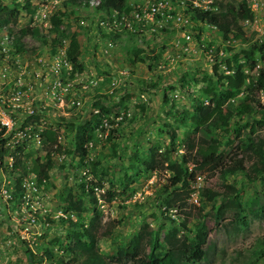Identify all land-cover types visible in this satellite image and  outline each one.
I'll return each mask as SVG.
<instances>
[{
	"label": "rangeland",
	"instance_id": "374dc122",
	"mask_svg": "<svg viewBox=\"0 0 264 264\" xmlns=\"http://www.w3.org/2000/svg\"><path fill=\"white\" fill-rule=\"evenodd\" d=\"M67 1L47 0V3H44L49 5L48 8L51 7L47 11L50 23L52 17H59V13L69 14L62 19L60 26V31L64 32L66 37L56 44L53 41L58 38V34L52 24V28L45 29L43 26L41 28L40 24L33 25L35 21L31 20L30 14L37 13L39 0L34 1L35 7L30 14L21 12L15 22L8 16L9 14H4L8 23H0L13 34L15 48L23 52L21 62L29 63L28 74H32V69L40 65L38 59H47L51 62L61 49L65 46L68 49L69 37L72 34H77L81 49L80 62L83 66L81 71L73 67L69 76L65 74L61 76L62 87L65 88L67 84L68 87L57 91L55 99L48 98L45 89L41 88L37 95L33 94L36 96L37 106L42 99V105L46 108L34 117L33 123L34 126L37 123L43 133L48 131L44 143L42 141L41 145H36L33 140L16 137L18 143L11 144L13 148H5V152L13 153L21 149L23 152L21 159L27 161L25 163L27 175L22 177L21 169L11 170L7 159L0 164V185L9 181V188L14 195L10 204L0 205V264H32L28 261L27 252L34 255V264H49L43 251L52 246L50 243L53 239L64 237L66 234V224L63 226L61 219L70 218L76 221L77 218L75 210L64 211L67 203L63 200L68 194L77 195L81 183H86V186L90 187V181L101 180V185L93 188L99 211L94 233L100 253L104 255L117 252L119 250L117 246L138 233L145 223L150 229H157L164 225L166 227L172 225L168 220L172 218L176 224L186 221L191 226L200 214L207 211L206 208L201 211L205 190L225 195L232 194L238 189L241 190L243 201L249 206L252 201L260 204L264 198V190L259 182L243 185L246 179L240 175L222 181L211 169L210 164L201 162L202 159H199L200 165L197 167L194 180L187 186H179L180 189L176 191L173 189L165 191V187L170 184L169 179L173 175V170L169 169L168 165L174 164L179 170L182 163L180 156L195 150L202 139L201 130L186 136L185 128L179 127L174 117L179 118L181 113L189 116L193 108L189 96L191 93L193 98L199 96L204 78L216 76L215 74H229L227 63L230 62L233 66L231 61L234 60L235 54L264 43V0H183L188 7H192L195 2L198 10L210 9L215 12L226 9L228 4L237 6L245 1L253 14L251 21L238 23L240 32L231 26L230 33L224 39L217 27L191 19V13L188 12L190 25L188 30L193 36V42L190 51L186 53L176 46L177 41L181 39V31H171L170 28L175 25L171 22L173 20L166 22L163 19H156L142 30L137 28L135 31L128 30L135 34L131 42L129 35L124 33L120 39L113 40L105 38L102 34L110 32L106 28L111 30L115 27L109 20H112L111 17L117 12H112L110 18L109 15L103 16L106 22L110 23L109 26L103 27L105 22L95 8L89 4L85 6V2L76 3L73 7L65 6ZM1 2L3 7H13L12 0ZM179 11L182 12V9ZM23 27L37 29L39 37L24 36L17 42L16 33ZM198 28L201 30L199 38ZM235 34L238 37L235 38ZM42 38L46 43H43ZM109 43L112 47L108 46ZM132 46L143 50L145 54L142 55L143 62L136 61L134 64L130 62L128 52ZM11 52L15 51L11 50L10 55ZM263 65L257 63L251 74L257 76L259 67ZM245 72L248 73V70ZM1 77L0 75V82ZM28 77L32 78L30 75ZM170 87L173 89H169ZM245 93L247 92L244 91L243 94ZM163 94L167 97L166 103ZM248 94L255 100V103L251 104L253 115L246 116L241 121L237 118L232 119L231 128L251 123L255 119L259 120L264 113V90L258 92L252 89ZM5 95L0 92L1 97ZM95 103H99L107 114L95 129L92 140L84 145L86 154L82 156L74 148L76 139L73 127L74 124H83L92 114L99 111ZM233 105L236 107V101ZM171 109L177 111V114L170 115ZM7 115L14 123L17 122L15 114L7 112ZM27 126L26 123L22 127ZM112 130L114 132L111 134ZM247 132V128L242 129L243 135ZM217 136L223 143L219 159L226 160L236 141H233L232 132L227 138L221 134ZM171 137L176 142L174 152L171 150ZM256 137L264 139V129L259 128ZM228 140L233 141L231 147L225 146ZM111 142L117 145V155L114 158L108 157L107 154L112 150ZM154 147L159 148L160 152H171L168 160L161 158L163 169L157 172H141L139 176L128 171L127 176L133 183L129 181V189L124 190L121 183L127 182L123 174L129 168L130 156L134 153L140 155L141 152H148ZM47 152H50L52 162V168L48 172L49 178L37 181L34 162L28 158H44ZM252 156L248 153L239 154L248 165L259 166ZM95 161H100L101 172L97 173V178L93 175L91 166ZM187 167L189 173L196 168L193 163H188ZM248 175L253 176L252 172H248ZM19 176L21 178L17 183ZM26 177L34 185L36 183V192H32L27 205L20 203L22 196L20 183ZM111 182L114 184L113 187ZM108 191L116 193L109 201L105 195ZM165 199L171 202V206L162 202ZM216 203L220 204V200ZM173 204L182 205L181 211L172 207ZM85 206L90 209L88 213H83L87 223V219L93 215L91 208L95 207L87 202ZM226 223L225 219L221 227H216L211 217L205 219L212 248L208 261L201 264L247 262L251 255L250 250L264 239V221L251 219L248 229L236 237L229 235L223 227ZM53 250L59 256L63 253L56 244Z\"/></svg>",
	"mask_w": 264,
	"mask_h": 264
},
{
	"label": "trees",
	"instance_id": "16d2710c",
	"mask_svg": "<svg viewBox=\"0 0 264 264\" xmlns=\"http://www.w3.org/2000/svg\"><path fill=\"white\" fill-rule=\"evenodd\" d=\"M1 1L0 15L2 16L0 17V23H8V19L4 17V14H9L8 16L13 18V22L21 12L30 14L34 2V0H12L13 7L9 8L8 6L3 7ZM88 1L68 0L65 6L73 7L76 3L81 4L82 2H85V6H88ZM130 9L128 0H100V4L95 8V11L100 14V18L102 17L103 20H105L104 15H109L110 18V14L115 11L118 13L117 19L119 20L120 15L128 13ZM189 13H191V19L203 21L217 27L222 32L224 39L230 33L231 26L235 27L237 32H240L238 23L253 19V14L245 1L240 2L237 6L228 4L226 9L219 12L191 9ZM66 16H69V14L59 13V17L55 16L51 19L53 28L58 34V38L53 41L54 44L59 43L66 37L65 33L60 31L62 19ZM109 21L111 23L112 20ZM118 25L117 28L114 27L110 32L102 35L105 38L117 40L124 33L129 35V41L131 42L135 34L129 32L122 25ZM198 30L197 37L199 38L201 30L200 28ZM29 35L38 36V30L30 27L20 28L16 33V41L18 42L24 36ZM234 36L235 38L238 37L236 34ZM43 43H46L45 39H43ZM129 55L132 64L136 61H144L142 55L145 54L140 48L132 46L128 52ZM67 57L75 69L79 71L83 69L80 62L81 49L77 34H72L69 37ZM233 59L231 61L233 66L230 62L227 63L229 74H215L216 76L204 78V85L200 88L199 96L193 98V93L190 94L189 98L193 108L189 116H185L183 113L179 118L173 116L176 124L185 128L184 134L186 136H190V133H195L196 130H201L202 139L201 143L196 145L195 150L192 151L193 153L186 152L187 154L180 156L182 163L179 170L175 168L174 164L168 165L169 169L173 170V175L169 179L170 184L165 187V191L170 189L176 191L180 189L179 186L185 187L190 181L194 180L198 170L197 167L200 165L199 159H202L201 162L204 164H210L211 169L219 175L222 181L240 175L246 179L243 185L259 182L264 190V139L256 137L257 130L259 128L264 129V113L259 120L255 119L251 123H245L239 127L234 126L231 128L230 126V121L234 118L241 121L242 118L253 115L251 104H254L255 100L248 92L252 89L258 92L264 90V43L257 47L252 46L248 50H241L239 54L234 55ZM257 63L263 66L259 67L257 76H255L251 73L256 69ZM246 69L248 73L245 72ZM169 89H173V87ZM244 91L247 93L243 94ZM163 100L165 103L167 102L165 94H163ZM235 101L237 103L236 107L233 105ZM258 106L260 107L259 103ZM95 107L99 110L97 114H92L89 120L83 124H74L73 127L76 139L74 148L82 156L86 154L84 145L92 140L95 129L101 124L103 116L107 114V111L99 103H95ZM260 108L262 109V107ZM169 113L170 115L177 114V111L171 109ZM27 122L28 120H25L22 126ZM110 123L113 124L112 121ZM245 128L248 129V132L243 135L242 129ZM113 132L114 130L111 131V134ZM230 132L233 133V141H236L235 146L230 150L228 158L221 160L219 156L222 153L220 149L223 143L218 140L217 135L221 134L227 138ZM47 135L48 131L41 134V137L45 139ZM233 141L228 140L225 146L231 147ZM0 143L2 146L5 144L4 140ZM175 143L174 138L171 137V150L173 152L175 151ZM110 148L112 150L107 153L108 157L114 158L117 155L116 143L111 142ZM4 152L5 150L2 147L0 150L1 163ZM22 153L21 149H19V152L13 153L14 161L11 170L21 169V176L23 177L27 175L25 168L27 161L21 159ZM170 153L160 152L159 148L154 147L148 152H141L140 155L138 153L132 154L129 168L123 174L124 180H127V182L121 183L124 190H128L130 185L128 182L133 181L127 176L128 171L134 172L135 176H139L141 172L145 171H160L164 167L161 158L168 160ZM240 153L252 154L259 166L248 165V162L239 157ZM28 159L34 162L37 181L49 178L48 172L52 168L50 152H47L44 158ZM188 163H193L196 167L190 173L188 172ZM99 165L100 161L91 164L93 175L96 178L98 177L97 173L101 172ZM248 172H252L253 176L250 177ZM9 176H12V174H9ZM21 176L17 178V183ZM89 183L90 187L86 186V183H81L77 195L68 194V197L63 200L67 203L64 211L75 210L77 218L76 221L70 218L67 220L61 219V224L63 226L66 224V234L64 237L53 239L50 243L52 246L45 248L43 251L46 260L50 262L49 264H201L208 261L212 248L205 219L211 217L216 227H221L222 222L226 219L227 223L223 227L226 228L229 235L235 237L248 229L251 219L264 221V198L260 204L257 205L252 201L251 206H249L243 201L241 190L237 189L232 194L225 195L205 190L201 211H204V208L207 211L200 214L191 226L186 221H180L176 224V221L172 218H168L172 225L167 227L164 225L157 229H150L148 224L145 223L138 233L129 240L122 241L117 246L119 247L117 252L104 255L100 253L97 237L94 233L99 211L97 210V200L93 188L100 186L101 180L90 181ZM111 185L113 187L114 184L111 182ZM16 189L19 193L18 184H16ZM105 195L106 200L109 201L116 196V193L108 191ZM217 200H220V204L216 203ZM85 202L95 207L91 208L93 215L90 219H87V223H85L86 216L84 214L88 213L90 209L86 208ZM162 202L171 206V202L167 199ZM255 205L256 208H254ZM172 207H176L178 211H181L182 205L173 204ZM55 244L63 250L61 256L54 252ZM250 253L247 262L240 264H261L264 262V239L260 240L250 250ZM27 256L28 261L34 264V255L27 252Z\"/></svg>",
	"mask_w": 264,
	"mask_h": 264
},
{
	"label": "built area",
	"instance_id": "2783aa9c",
	"mask_svg": "<svg viewBox=\"0 0 264 264\" xmlns=\"http://www.w3.org/2000/svg\"><path fill=\"white\" fill-rule=\"evenodd\" d=\"M44 3H47V0H39L37 13L30 15L32 16L31 20L35 21L33 25L39 26L40 24L41 28L43 26V28L48 29V27L52 28V23H50L47 13L51 7L48 8L49 5ZM33 4L32 11L35 7ZM88 4L90 7L99 6L100 0H90ZM129 5L131 9L128 13L120 15L119 20L117 19L118 13L113 14V17H111L113 26L117 27L119 24L129 31H135V28L142 30L156 19H163L166 22L173 20L171 22L175 25L170 28L171 31H181V39L177 41L176 46L181 48L184 53L190 51L189 48L192 45L193 36L188 30L190 25L187 13L189 12V8H198L195 2L192 7H188L185 2L183 3V0H133ZM180 9H182V12L179 11ZM39 13L40 15L38 16ZM103 21L105 22L103 27L110 25L106 20ZM1 27L0 50L2 53L0 54V75L2 77L0 92L6 95L0 96V141L4 140L5 142L4 146H0V150L2 147L4 150L7 147L13 148L14 146L12 145L18 143L16 137L24 140L30 139L35 141L36 145H41L44 140L41 137L43 130L38 128L37 123L36 126L33 123H35L34 117L38 116L42 112V109L46 108L42 105V99L39 100L41 103L37 106V99L33 94L37 95L39 88H41L42 90L45 89V94L48 98L52 99L53 97L55 99L57 91L65 90L68 87L67 84L63 88L61 82V76L63 74L69 76L73 70V65L67 57V46L61 49L51 62L47 61V59H38L37 61H39L40 65L32 69V74H28L29 63L21 62L23 52L15 48L13 34L10 33L5 25ZM106 29L110 31L109 28ZM108 46L112 47V44L109 43ZM11 50L15 52H11L12 54L10 55ZM28 75L32 78L28 77ZM7 112L15 114L18 118L17 122L14 123L10 116L7 115ZM25 120H28V126L23 128L22 124ZM4 159L8 160L9 168L12 169L14 161L13 152H4ZM20 189L22 191L20 203L27 205L30 202L32 192H36V183L34 185L26 177L21 181ZM13 197V192L9 188V181L3 182L0 185V205L10 204L13 201Z\"/></svg>",
	"mask_w": 264,
	"mask_h": 264
},
{
	"label": "bare ground",
	"instance_id": "6f19581e",
	"mask_svg": "<svg viewBox=\"0 0 264 264\" xmlns=\"http://www.w3.org/2000/svg\"><path fill=\"white\" fill-rule=\"evenodd\" d=\"M89 1H90V0H89ZM89 1H88V2H89ZM96 7H97V6H92V8H96Z\"/></svg>",
	"mask_w": 264,
	"mask_h": 264
}]
</instances>
